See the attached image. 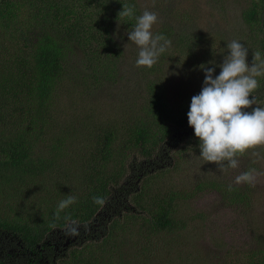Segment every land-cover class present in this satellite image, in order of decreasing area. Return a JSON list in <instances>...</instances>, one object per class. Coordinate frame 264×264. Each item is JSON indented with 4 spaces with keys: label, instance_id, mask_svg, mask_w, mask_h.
I'll list each match as a JSON object with an SVG mask.
<instances>
[{
    "label": "trees",
    "instance_id": "1",
    "mask_svg": "<svg viewBox=\"0 0 264 264\" xmlns=\"http://www.w3.org/2000/svg\"><path fill=\"white\" fill-rule=\"evenodd\" d=\"M106 1L108 3L102 4L101 0H0V239L3 236L9 237L6 240L9 244L13 243L16 252L26 253V264H29L27 250L43 244L45 236L52 229L63 227L66 224L65 215L78 224L91 225L98 212L109 208L106 207L107 202H111L108 196L119 186L117 181L123 176L122 164L127 156L126 151L136 150L142 158L150 161L160 147V142H163L161 154L163 144L167 142L165 140L177 137L178 131H173L171 127L175 125L181 128L188 122L190 105L182 106L181 111L172 116L165 100V88L159 85L160 79L146 86L145 104L140 108L142 115L133 119V129L120 147L116 140L122 135L117 129L114 130V125L112 130L104 128L101 133H96L89 129L86 134H82L76 131L74 119L67 122L59 121L56 117L54 107L63 81H67L65 86L71 83L77 88L79 84L89 82V76L96 79L93 72L97 66L90 65V59L94 60L91 55L96 56L99 71L109 74L105 79L113 77L109 65L115 56L122 54L121 50L116 51L110 46V42L116 43L112 38L113 30L116 25H121L118 33L122 31L127 34L133 30L135 17L142 13L135 0ZM125 4L135 6L132 19L118 16ZM238 14L245 27L258 32V49L264 59V0H243ZM184 21L188 22V15ZM152 32L162 34L172 42L171 47L152 67H156V71L147 68L158 72L168 50L182 41L176 40L170 23ZM118 33L117 41L128 43V36H119ZM196 38L194 34L187 37L185 44L189 49L196 46L192 42ZM93 45L95 53L91 52ZM263 90V84L259 83V88L252 95L259 99ZM87 114V119L95 125L97 121L92 119V112ZM76 133L82 134V141L88 150L83 148L75 160H70L65 146L68 139L72 140L70 136ZM117 153L120 154L119 161L115 157ZM68 161L71 163L66 165ZM110 162H118L119 166L109 172ZM143 162L147 161L140 164ZM253 163L252 160L246 166L248 170L257 168ZM196 185L190 193L169 192L167 200H161L156 210L149 206L150 185L138 186L133 200L147 215L146 218L138 214L129 215L132 220L144 219L138 225V233H148L149 236L155 233L166 240L169 235L184 231L185 223L172 217L174 204L178 200L195 198L200 193L216 192L223 207L235 206L241 209L244 219L259 199L255 185H231L232 191L228 190L229 184L214 180H204ZM127 186L130 183L126 182L121 189ZM146 193L148 202L145 201ZM42 195L49 197L47 203L50 206L45 209L42 206L45 203L41 200ZM68 195H74L78 200L62 211L61 218L56 220L54 213L58 203ZM93 196L104 197L105 206L94 204ZM36 197L40 198L38 205ZM53 200L56 204H53ZM36 212L40 217L34 216ZM247 222L254 224L251 219H247ZM120 230L122 227L117 223H110L103 230L98 243L103 242L106 257L100 254L102 256L96 258L94 255L101 249L94 248L90 242L85 245L88 251L84 250L86 254L83 251L73 252L70 259L63 258L64 262L60 261L64 264L167 262V257H164L166 255L160 256V250L156 251L157 245L152 246L148 235L141 236L143 246L136 248L128 238H120L123 234ZM117 233L120 235L117 236ZM251 234L250 242L246 245L249 249L247 254L245 251L240 253L242 259L229 264H264V230ZM9 257L7 254L2 263L9 264Z\"/></svg>",
    "mask_w": 264,
    "mask_h": 264
},
{
    "label": "rangeland",
    "instance_id": "2",
    "mask_svg": "<svg viewBox=\"0 0 264 264\" xmlns=\"http://www.w3.org/2000/svg\"><path fill=\"white\" fill-rule=\"evenodd\" d=\"M135 1L138 10H141L142 13L147 9L158 14V22L153 26L152 31L170 23L175 31L176 40L182 42L175 46V49L170 48L168 50L167 55L163 57L160 69L158 72H154L156 67L151 68L154 70L152 71L147 70L146 66H136L135 61L138 58L139 48L128 38V43L118 42L116 34L121 25H116L112 33V38L116 43L110 42V46L116 51L121 50L122 54L115 56L109 65L113 77L106 80L105 78L109 74L99 71L96 56L90 54L91 58H94V60L90 59V65L97 66L93 72L96 79L89 76V82L87 81L84 85L79 84L77 88L71 83L65 86L67 81H63L57 94L58 101L54 107L59 121L68 122L74 119L76 131L82 134H86L89 129L96 133H101L104 128L112 130L114 125V130L117 129L122 135V137L120 135L117 137L118 147L123 145V140L128 138L130 130L133 129V119L142 115L140 108L145 104L146 86L152 85L160 79L159 85L162 84L165 88L163 89L165 100L169 104L171 115L175 116L181 111L182 106L190 105L191 98L201 91L205 75L200 66L212 67L213 65L209 64V61H215L216 65L221 64L224 55L228 52L226 45L229 42L235 39L244 44L249 51L247 57L249 65L252 63L253 53L259 51L260 36L258 32L248 26L245 27L239 19L238 11L243 0ZM101 3L108 2L101 0ZM187 15L188 22L186 23L184 17ZM121 34L127 36L122 31L118 33L119 36ZM189 34L190 36L194 34L197 37L192 40L196 44L192 49H189L185 44ZM208 42L210 43L208 44ZM94 47L95 45L91 46L92 53H95ZM123 51L125 55H123ZM108 59L109 57L106 58V60ZM220 71L221 69L217 66L214 77L219 75ZM79 75L81 76L80 71ZM257 79L259 83L263 84L264 89V78L257 77ZM78 90L82 93H79ZM256 99L257 104L254 107H264V90L261 92V98ZM89 112L94 115L92 119L97 121L95 125L90 119H87ZM76 118L77 120H75ZM136 125L139 126V124ZM171 128L173 131H178L177 137L173 136L170 140L168 138L165 140L167 142L163 144V153L161 154L160 148L163 142L159 143L161 144L160 147L155 151V155L150 158V160H154L153 168L146 166V164L143 166L145 170L143 169L141 173L138 172L140 163L148 160L142 158L136 150L125 152L127 156L122 164L123 176L117 181L119 186L113 189L111 195L108 196L111 198V206L107 209L109 213L107 218H104L99 225L95 223L98 225L95 226L97 229L96 237L86 240L82 244L76 243L71 247L68 246L54 264H64L60 260L63 261V258L64 260L70 259L73 252L83 251L85 253L84 250L87 251L85 245L90 242L94 248L101 249L97 252L98 254L94 255L96 258H100L102 255L106 257V252L103 251V242H98L104 233L103 227L108 228L110 223H117L122 227L120 230L123 233L122 236L120 233H117V236L120 235L122 239L128 238L133 245H136V248L143 246L141 236H146L148 233H138V225L143 223L144 219L132 220V217L129 218L132 214H138L145 218L147 216L145 211L139 208L133 200L137 193L134 189V182L139 174L138 186L150 185V189L148 188L149 206L156 210V205L161 200H167L169 192L190 193L198 182H204V180L242 186V184H235V178L247 171L246 166L253 160L255 162L253 163L254 167L257 166L254 185L255 193L259 192V199H257L247 218L244 219L241 215L243 214L241 209L235 206L223 207L216 192L208 191L200 193L190 200L175 202V212L172 217L178 222L185 223L184 231H180L176 235H169L166 240L163 239V236L160 237L155 233L148 235L152 246L156 244V251L160 250V256L166 255L164 257H167L168 260L165 261V264H229L241 260V254L244 251L245 255L247 254L249 249L246 245L250 242L251 233L259 232L260 229L264 230V145L251 150L258 152L259 156L250 154L251 151H248L245 155L237 156L239 167L227 168L226 172H221L216 163L206 162L200 156L199 139L195 137L194 129L189 126L188 122L181 128L175 125ZM81 135L76 133L75 136H70L72 140H67L65 149L69 154L67 158L70 160H73L72 158L75 160L78 152L83 148L88 150ZM260 147L263 148L260 149ZM119 155L118 153L115 154L117 161H119ZM156 159L158 160L156 161ZM113 162L108 165L109 172L119 166L118 162ZM70 163L71 161H68L66 165ZM126 182L130 183V186L121 189ZM146 197L147 193L145 201L148 202L149 197ZM41 200L45 202L42 204L44 209L50 206L47 203L49 197L42 195ZM39 201L40 198L36 197L37 205ZM53 204H56L55 200H53ZM42 211L40 210V212ZM34 216L40 217L37 212ZM247 219H251L254 224H249ZM50 232L45 236L46 242L51 241L54 234H58L51 232L49 235ZM8 238L3 236V239H0V250L3 252L5 248H9L7 253L15 254L13 252L15 248L12 247L13 243L10 242L9 244L6 240ZM47 247L49 248L50 245Z\"/></svg>",
    "mask_w": 264,
    "mask_h": 264
},
{
    "label": "clouds",
    "instance_id": "3",
    "mask_svg": "<svg viewBox=\"0 0 264 264\" xmlns=\"http://www.w3.org/2000/svg\"><path fill=\"white\" fill-rule=\"evenodd\" d=\"M134 12V5L125 4L118 16L132 19ZM135 21L133 30L127 36L139 48L136 66L152 68L172 42L164 35L152 32L158 22L156 12L146 9L142 15L135 17ZM226 47L228 52L221 64L209 61L212 67L200 66L205 79L199 94L191 98L187 113L188 124L199 139L200 156L206 162L216 163L221 172L239 167L237 154L243 155L250 149L255 150L257 146L264 145V107H254L257 99L252 95L259 88L257 77L264 76V59L256 51L249 65L248 49L235 39ZM217 66L221 71L214 77ZM253 155L259 156V153L253 151ZM255 179L256 170L250 169L237 175L235 184L254 186ZM228 190L232 191L231 185ZM92 201L100 206L106 204L105 198L100 196H93ZM76 202L77 197L68 195L59 202L54 218L59 220L61 212ZM64 220L65 235L80 236V225L68 215L64 216Z\"/></svg>",
    "mask_w": 264,
    "mask_h": 264
},
{
    "label": "flooded vegetation",
    "instance_id": "4",
    "mask_svg": "<svg viewBox=\"0 0 264 264\" xmlns=\"http://www.w3.org/2000/svg\"><path fill=\"white\" fill-rule=\"evenodd\" d=\"M178 136H180V134H178ZM157 160L158 159H156V161ZM144 165L153 168L154 160L143 162L141 166L138 168V172L140 173L143 172ZM139 176L140 174L138 175V177ZM138 183H139V180L138 178H136L134 182V185L136 186L135 190L138 189ZM106 205H107L106 207L111 206L110 203L108 202ZM108 214L109 213L107 211V208L106 209L104 208L103 210L97 213V215L95 216L96 218L92 220L91 225L79 224L80 225L79 227L80 236L78 237H68L65 235L66 224L61 228L52 229L51 232H57L58 234L56 235L54 234V236H52L53 239L51 241L46 242L47 238H44V241L42 242L43 244H37L34 248H32V252H29V250H27L28 252L26 251L28 254L30 253L29 258H27L29 260V264H54V262L60 259V256L67 249L68 246L71 247L72 245L76 243L82 244L84 241L90 240L96 237L97 229L95 228V226H98L104 218H107ZM95 223H98V225ZM104 229H106V227H103V230ZM51 232L49 235H51ZM49 245L50 247L48 248L47 246ZM16 251H13L15 254H12V253L8 254L7 252L4 253L1 251L0 252V263H2V260L5 259L4 257H6V255L8 254L10 255L9 258L11 260L9 264H26L28 262L26 260L27 254L26 253L23 254V253L16 252Z\"/></svg>",
    "mask_w": 264,
    "mask_h": 264
},
{
    "label": "water",
    "instance_id": "5",
    "mask_svg": "<svg viewBox=\"0 0 264 264\" xmlns=\"http://www.w3.org/2000/svg\"><path fill=\"white\" fill-rule=\"evenodd\" d=\"M0 264H2V263H0Z\"/></svg>",
    "mask_w": 264,
    "mask_h": 264
}]
</instances>
